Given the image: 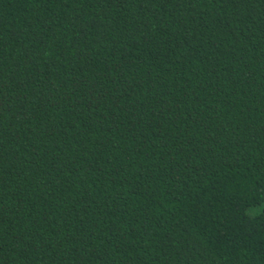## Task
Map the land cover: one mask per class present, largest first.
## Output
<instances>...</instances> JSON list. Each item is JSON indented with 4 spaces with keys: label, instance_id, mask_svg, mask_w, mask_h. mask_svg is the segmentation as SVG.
I'll return each instance as SVG.
<instances>
[{
    "label": "trees",
    "instance_id": "1",
    "mask_svg": "<svg viewBox=\"0 0 264 264\" xmlns=\"http://www.w3.org/2000/svg\"><path fill=\"white\" fill-rule=\"evenodd\" d=\"M0 264H264V0H0Z\"/></svg>",
    "mask_w": 264,
    "mask_h": 264
}]
</instances>
